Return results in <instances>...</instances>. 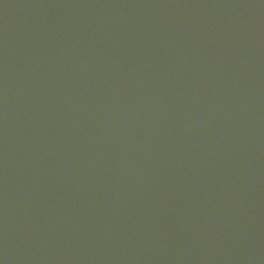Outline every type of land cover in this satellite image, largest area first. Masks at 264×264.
Here are the masks:
<instances>
[{
  "label": "water",
  "instance_id": "95a60500",
  "mask_svg": "<svg viewBox=\"0 0 264 264\" xmlns=\"http://www.w3.org/2000/svg\"><path fill=\"white\" fill-rule=\"evenodd\" d=\"M0 264H264V0H0Z\"/></svg>",
  "mask_w": 264,
  "mask_h": 264
}]
</instances>
